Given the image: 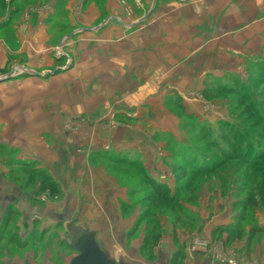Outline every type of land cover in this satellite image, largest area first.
Here are the masks:
<instances>
[{"label": "rangeland", "instance_id": "obj_1", "mask_svg": "<svg viewBox=\"0 0 264 264\" xmlns=\"http://www.w3.org/2000/svg\"><path fill=\"white\" fill-rule=\"evenodd\" d=\"M162 2L123 5L91 36L62 32L44 72L18 61L0 70V264L78 256L67 234L80 223L79 157L137 166L124 180L142 221L217 224L229 239L241 226L221 261L264 264V235L247 241L264 228V0ZM24 5L1 1L8 24ZM144 142L148 174L167 173L156 187L128 151Z\"/></svg>", "mask_w": 264, "mask_h": 264}, {"label": "crops", "instance_id": "obj_2", "mask_svg": "<svg viewBox=\"0 0 264 264\" xmlns=\"http://www.w3.org/2000/svg\"><path fill=\"white\" fill-rule=\"evenodd\" d=\"M15 1V4L24 3L25 10L13 9L9 24L8 12L0 6V34H4V37H0L1 71L18 61L22 67L24 66L23 68L44 72L49 68L52 54L55 56L54 52L59 47L58 36L62 35V32L76 30L75 32H86L85 37L91 36L97 31L100 22H103L105 14L113 20L123 16V5L127 4L132 9L137 5L144 7L146 4L151 7L152 2L154 7L157 1L159 7L164 4L162 0ZM177 1L179 3L188 1L192 4L194 2V0ZM130 17L133 22L134 18L137 20L136 14H130ZM3 24L5 25L2 26ZM8 26L10 27L6 29ZM9 34L12 35L10 38ZM63 69L59 68V70ZM145 145V142L136 144V148H130L128 151L139 153L134 158L142 160L138 162L144 164L145 176L140 175L141 179L146 182L153 179L161 185L163 183L161 178L167 176V173L159 174L158 172V175L149 171L148 174L147 165L150 164L152 155L145 152ZM120 151L121 149L114 150L115 155H119ZM156 157V163H162L161 155L156 154ZM74 160L73 165L80 168L79 182L83 184L81 196L78 200L75 198L80 218L79 227L76 229L91 234L93 244L107 259L111 256V262L118 264H225L221 260L231 255L233 240L218 234L217 224L210 228L201 225L200 222H183L182 220L167 222L162 215L152 222L151 219L141 221L140 218L147 211L132 206L131 191L124 180L125 175H129L130 181L132 176L135 177L129 171L131 169L135 172L137 167L132 166L131 160L128 161L130 165L127 167L123 166L124 163L116 161L105 166L99 159L91 161V159L85 160L79 157ZM154 170L157 169L154 168ZM67 177L70 176L67 175ZM18 189L25 193L22 187ZM32 198L31 196L30 199ZM17 206L29 212L22 205L17 204ZM136 224L138 229L135 235L129 237L130 231ZM197 239L206 243H202L201 246H191Z\"/></svg>", "mask_w": 264, "mask_h": 264}, {"label": "water", "instance_id": "obj_3", "mask_svg": "<svg viewBox=\"0 0 264 264\" xmlns=\"http://www.w3.org/2000/svg\"><path fill=\"white\" fill-rule=\"evenodd\" d=\"M67 243L78 256L71 264H113L107 257L93 244V236L83 230H78L74 234H67Z\"/></svg>", "mask_w": 264, "mask_h": 264}, {"label": "trees", "instance_id": "obj_4", "mask_svg": "<svg viewBox=\"0 0 264 264\" xmlns=\"http://www.w3.org/2000/svg\"><path fill=\"white\" fill-rule=\"evenodd\" d=\"M1 1H3V0H0V4H1ZM17 1L18 0H16L15 2H17ZM1 7L5 8L4 6H1ZM177 170H179V169H175V171H177ZM149 180H152V183L155 184V187L157 185H159L158 183L153 181V179H149ZM158 189H160V188H158ZM256 203L257 202L254 199H252L251 202L248 201V202L240 203V205H238V207H241L243 209L242 211H246L250 208L255 207ZM6 219H7V217H6ZM239 219H241V218H239ZM137 229H138V224H136L135 227L130 231L129 237L134 236ZM229 230H232V232L234 233L230 236V238L232 240H234V239L243 240L245 238V229L243 227H241V226H230ZM262 235H264V228H254L249 232V234L247 236V241L249 244H252L256 240L257 237L262 236Z\"/></svg>", "mask_w": 264, "mask_h": 264}, {"label": "built area", "instance_id": "obj_5", "mask_svg": "<svg viewBox=\"0 0 264 264\" xmlns=\"http://www.w3.org/2000/svg\"><path fill=\"white\" fill-rule=\"evenodd\" d=\"M229 264H236L235 262H233V261H229Z\"/></svg>", "mask_w": 264, "mask_h": 264}]
</instances>
